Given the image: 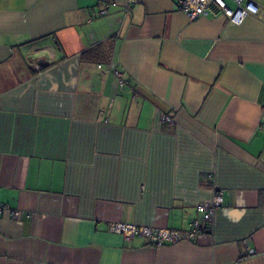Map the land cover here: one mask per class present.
Wrapping results in <instances>:
<instances>
[{"label":"crops","instance_id":"1","mask_svg":"<svg viewBox=\"0 0 264 264\" xmlns=\"http://www.w3.org/2000/svg\"><path fill=\"white\" fill-rule=\"evenodd\" d=\"M177 1L0 0V264H264V1Z\"/></svg>","mask_w":264,"mask_h":264},{"label":"built area","instance_id":"2","mask_svg":"<svg viewBox=\"0 0 264 264\" xmlns=\"http://www.w3.org/2000/svg\"><path fill=\"white\" fill-rule=\"evenodd\" d=\"M141 1L142 0H127V5L131 6ZM230 1L233 6H231L227 0H178L177 6L189 19H195L201 15L216 16L218 14H223L229 22L233 24H241L248 15L259 12L261 6L260 2L264 0ZM105 12L106 10L100 11V13ZM34 67L39 69L40 65L37 63L34 64ZM114 74L118 78L119 84L123 86L125 81L121 78V74L118 71H114ZM166 119L170 120V118L167 117ZM221 204V192L215 193L211 202L197 204L196 210L200 213V216L199 218H193L190 220L189 225L191 226V234L196 232H209L211 230L214 213ZM3 210V206H0V212ZM9 211L14 217L20 215L18 210L11 209ZM110 229L122 233L126 237H132L135 235L153 237L156 244H161L165 240L175 242L181 236L178 230L125 223H112Z\"/></svg>","mask_w":264,"mask_h":264},{"label":"rangeland","instance_id":"3","mask_svg":"<svg viewBox=\"0 0 264 264\" xmlns=\"http://www.w3.org/2000/svg\"><path fill=\"white\" fill-rule=\"evenodd\" d=\"M227 2H228L231 6H233V4H232V2H231L230 0H227Z\"/></svg>","mask_w":264,"mask_h":264},{"label":"trees","instance_id":"4","mask_svg":"<svg viewBox=\"0 0 264 264\" xmlns=\"http://www.w3.org/2000/svg\"><path fill=\"white\" fill-rule=\"evenodd\" d=\"M97 49H95V51H96Z\"/></svg>","mask_w":264,"mask_h":264}]
</instances>
